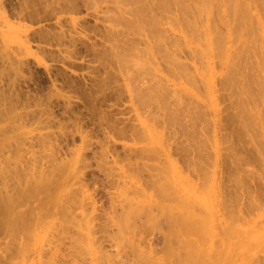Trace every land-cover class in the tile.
I'll return each instance as SVG.
<instances>
[{
  "label": "rangeland",
  "instance_id": "374dc122",
  "mask_svg": "<svg viewBox=\"0 0 264 264\" xmlns=\"http://www.w3.org/2000/svg\"><path fill=\"white\" fill-rule=\"evenodd\" d=\"M215 1L0 0V264H264V0Z\"/></svg>",
  "mask_w": 264,
  "mask_h": 264
},
{
  "label": "bare ground",
  "instance_id": "6f19581e",
  "mask_svg": "<svg viewBox=\"0 0 264 264\" xmlns=\"http://www.w3.org/2000/svg\"><path fill=\"white\" fill-rule=\"evenodd\" d=\"M178 1V0H177ZM201 1V0H200ZM215 1V0H214ZM220 1H222V3L223 4H229V2H231L230 4L231 5H233V6H235V9L236 8H238L239 10H244V8L243 7H238L240 4H238V2L240 3V1H238V0H220ZM198 2V1H197ZM216 3H217V0L215 1ZM219 2V1H218ZM221 4V3H220ZM217 5V4H216ZM215 5V6H216ZM262 5H264V2L262 3ZM224 6H226L227 7V5H224ZM229 6V5H228ZM240 6H242V5H240ZM259 6H261V5H259ZM218 7H219V5H218ZM222 7V6H221ZM221 7H220V10H221ZM225 7V8H226ZM262 7V6H261ZM217 8V7H216ZM242 8V9H241ZM263 8H264V6H263ZM219 9V8H218ZM229 10L230 9V7L228 8H226V9H223V10H221V11H223V15H224V17H226L225 16V14H224V10L226 11V10ZM232 9V8H231ZM263 10V9H262ZM219 11V10H218ZM228 11H226V13H227ZM231 12H233V11H231ZM234 12H238V11H234ZM245 12H246V10H245ZM228 13H230V11L228 12ZM239 13V12H238ZM238 13H236V16H238L239 14ZM246 13H248V12H246ZM238 14V15H237ZM228 15V14H227ZM230 15V17H231V14H229ZM232 15H235V13L234 14H232ZM236 16H233V17H236ZM232 17V18H233ZM223 18V17H222ZM240 18V17H239ZM238 18V19H239ZM263 18V17H262ZM236 18H234V20H235ZM229 20V19H228ZM237 20V19H236ZM232 21H233V19H232ZM239 21V20H238ZM238 21H236V22H238ZM241 21H242V19H241ZM241 21H239V22H241ZM262 21H264V20H262ZM230 23V22H229ZM228 23V24H229ZM232 23V22H231ZM233 24H235V23H233ZM236 25V24H235ZM238 25V24H237ZM218 40H216V42H217ZM234 52V51H233ZM232 52V53H233ZM248 86V85H247ZM246 86V87H247ZM245 87V88H246ZM247 89V88H246ZM245 89V90H246ZM243 90V89H242ZM245 90H244V92H245ZM259 90L262 92L263 91V86H262V88L260 87L259 88ZM248 93V92H247ZM262 94V93H261ZM264 94V93H263ZM262 94V95H263ZM251 95V94H250ZM255 95V94H254ZM264 96V95H263ZM263 96H261L260 94H259V97L258 98H260V97H263ZM255 97V96H254ZM252 99H254V98H252ZM262 100L261 101H263V99H264V97L263 98H261ZM212 100V99H211ZM258 102V101H257ZM264 104H263V102H262V105H261V107L263 106ZM261 109H264L263 107L261 108ZM261 109H258L259 111L261 110ZM256 112H258L257 111V109H256ZM263 114L264 113V111H262V112H260V114ZM257 115V114H256ZM261 120H263V119H261ZM263 122V121H262ZM263 124V123H262ZM152 146V145H151ZM173 167V166H172ZM169 168H171V167H169ZM174 169V171H176L175 170V168H173ZM171 170V169H170ZM169 170V171H170ZM168 171V172H169ZM171 172L173 173V170H171ZM171 173V174H172ZM173 174H176V173H173ZM172 176V175H171ZM177 176V175H176ZM173 177V176H172ZM175 177V176H174ZM178 178V177H177ZM172 180V179H171ZM175 180V179H174ZM172 184V183H171ZM41 187H42V185L41 184H39ZM190 184L188 183V185L187 186H189ZM39 186V187H40ZM192 186V185H191ZM38 187V186H37ZM159 187L158 186H156V191H160L161 190V188L160 189H158ZM43 189V188H42ZM158 189V190H157ZM163 189V188H162ZM184 189H186V188H184ZM194 190V189H193ZM193 190H184V192L182 193V194H176V193H178V192H175L174 194H172V195H174L175 197H178L179 195H180V197L179 198H177V200H180V202L181 201H183V203L181 202V204H180V202H179V205H183V207L182 206H179V207H174V206H172L173 204H174V202H173V204L171 205V206H169V207H171V208H169L168 206H167V208L168 209H170V211H172V214H173V216H172V218H168V217H166V218H168L167 220H168V222H169V224H171L170 226H171V230H174V231H169L170 233H169V235L171 236V239H170V237H168V235H167V237L169 238V240H170V243L172 242V239H173V243H174V238L172 237V234H174V232H175V235H176V238L177 237H179V236H177V234L179 233L180 234V232L181 231H183L184 233L186 232L188 235H189V233L191 234H193V235H195L196 237H199V238H196L195 239V243H196V245H197V242H200V240L199 239H201L202 237H204V236H206V235H210V236H212V234L214 233V231H213V227L217 224V228L219 227H222L223 229H227L228 227H229V224L227 223V222H224V220L222 219V218H219V215L217 214V212L216 213H211L210 211L211 210H209L212 206H213V202H215V201H213L212 202V199L214 198V191H213V189H211V190H207V191H205L204 193H197L196 194V192L195 191H193ZM162 191V190H161ZM160 191V192H161ZM214 192V193H213ZM161 193H163V192H161ZM177 196H176V195ZM200 194V195H199ZM158 195H160V194H158ZM157 195V196H158ZM199 195V196H198ZM174 196H172V198H171V201H173V200H175L176 198L174 197ZM158 197H160V196H158ZM174 197V198H173ZM182 199V200H181ZM177 200H175L176 202H177ZM222 200V199H221ZM8 201V200H7ZM10 201V200H9ZM11 202V201H10ZM169 203H170V201H168ZM175 202V203H176ZM177 202V203H178ZM221 202V201H220ZM172 203V202H171ZM177 203H176V205L175 206H177ZM10 204V203H9ZM221 204V203H220ZM168 205H170V204H168ZM195 205H198V207L200 206V207H202V205L205 207V213L204 214H200L199 212H197L201 217H195L196 216V212H195V208L197 207V206H195ZM223 205V204H222ZM5 206V205H4ZM8 206V205H7ZM178 208V209H177ZM191 208H193L194 210H192ZM195 213H194V212ZM168 213H169V211H168ZM198 214H197V216H198ZM167 215H169V217H171L170 215V213L169 214H167ZM195 215V216H194ZM125 222V219H123V223ZM168 224V225H169ZM215 224V225H214ZM172 227H173V229H172ZM221 228V229H222ZM14 229V228H13ZM212 231H213V233H212ZM250 231V230H249ZM248 231V232H249ZM182 232V233H183ZM181 233V234H182ZM185 233V234H186ZM178 234V235H179ZM215 235H216V232L214 233ZM218 234V233H217ZM255 234H257V233H255ZM174 235V236H175ZM258 235V234H257ZM214 236V235H213ZM255 236H253V234H252V239L254 238ZM181 238H182V236H181ZM181 238H179V239H181ZM249 239H251V236L248 238V239H246V240H249ZM177 239H175V241H176ZM185 240V239H184ZM199 240V241H198ZM229 240V239H228ZM234 240L237 242V244L238 243H240L241 241H242V244L243 245H245L246 244V241H244V236H243V234H242V232H239V231H236L235 233H234ZM197 241V242H196ZM178 242H181V240H179ZM177 242V243H178ZM186 243H183V242H181L180 244H182L183 243V245H184V247H185V244L186 245H189L188 243H189V241L187 242V241H185ZM169 243V244H170ZM195 243H193V245L195 244ZM225 243H226V241H225ZM224 243V245H226ZM261 243V242H260ZM168 244V245H169ZM182 245V246H183ZM250 245V244H249ZM170 247H171V244L169 245ZM167 247V246H166ZM167 248V249H165V257H166V260H168V259H170V256L169 255H173V257H174V254H173V252L172 251H174L175 252V250H173V249H175V248H173L172 250H171V248ZM184 247H180L181 249H183ZM197 247V246H196ZM240 248H242V246H239ZM239 247H235V248H233L232 250H226L225 251V255H224V257H223V255H222V257L219 255V253H220V250L221 249H218V258L217 259H214L213 258V260H211L210 262H211V264H233L234 263V259H235V254L237 253V252H239ZM188 248V250L185 248L184 250H186L185 252H187L188 251V253H189V251L190 250H192L193 248H190L189 246L187 247ZM190 248V249H189ZM198 248V247H197ZM224 248V247H223ZM222 248V249H223ZM256 248V247H255ZM194 250V249H193ZM252 250V249H251ZM177 251V250H176ZM215 252H216V250H215ZM221 252H222V250H221ZM243 252V251H242ZM195 253H199V250L198 251H196ZM211 253H214V251L213 252H211ZM178 254V253H177ZM186 254V253H185ZM191 255L190 256H187L188 257V259L185 257V258H183L182 259V257L180 258V259H182V260H184L185 262L184 263H186L188 260H189V258L191 259V261L195 264L196 262H194V261H199V259H196V258H198V257H200V256H198V254H192V253H190ZM215 254V253H214ZM171 255V256H172ZM182 255H183V253H182ZM194 256V258L192 257L191 258V256ZM196 255V256H195ZM167 256H169V257H167ZM184 256V255H183ZM198 256V257H197ZM221 258H220V257ZM177 257V256H176ZM196 257V258H195ZM164 258V257H163ZM168 258V259H167ZM178 259V258H177ZM187 259V260H186ZM194 259V260H193ZM196 259V260H195ZM219 259V260H218ZM164 261H165V263H164V261H158L159 263H161V264H168L167 263V261L165 260V258L163 259ZM182 260H178V262H177V260H176V262L177 263H179V264H183V261ZM190 261V260H189ZM188 261V262H189ZM201 261V260H200ZM163 262V263H162ZM172 262H173V259H172ZM176 262H174V263H176ZM180 262H182V263H180ZM187 262V263H188ZM191 262V263H192ZM173 263V264H174ZM190 263V262H189ZM188 263V264H189ZM198 263V262H197ZM207 263H208V260H207ZM206 263V264H207ZM200 264H201V262H200Z\"/></svg>",
  "mask_w": 264,
  "mask_h": 264
}]
</instances>
